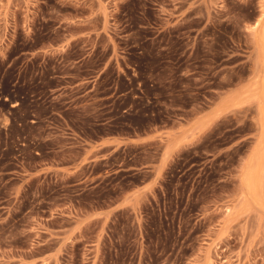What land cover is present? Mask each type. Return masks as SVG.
Listing matches in <instances>:
<instances>
[{"label":"rangeland","instance_id":"rangeland-1","mask_svg":"<svg viewBox=\"0 0 264 264\" xmlns=\"http://www.w3.org/2000/svg\"><path fill=\"white\" fill-rule=\"evenodd\" d=\"M0 264H264V0H0Z\"/></svg>","mask_w":264,"mask_h":264}]
</instances>
